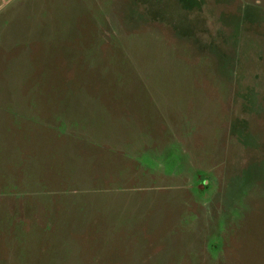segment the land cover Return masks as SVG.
I'll use <instances>...</instances> for the list:
<instances>
[{
  "label": "rangeland",
  "instance_id": "374dc122",
  "mask_svg": "<svg viewBox=\"0 0 264 264\" xmlns=\"http://www.w3.org/2000/svg\"><path fill=\"white\" fill-rule=\"evenodd\" d=\"M47 7L0 66L1 262L264 264V3Z\"/></svg>",
  "mask_w": 264,
  "mask_h": 264
},
{
  "label": "crops",
  "instance_id": "0c3cea01",
  "mask_svg": "<svg viewBox=\"0 0 264 264\" xmlns=\"http://www.w3.org/2000/svg\"><path fill=\"white\" fill-rule=\"evenodd\" d=\"M256 1H258L259 4L264 3V0H256ZM38 2H40L42 5L36 6ZM47 9H48L47 0H38V1L37 0H0V15L5 16L3 20H0V39H1L2 34L4 35V38L7 39V44L4 47H1L0 45V49H1L0 50V66L1 64L3 65L7 63V61L10 58L14 59L13 62L17 61V54H15L12 57H8V55L5 56V54L8 53L9 51L11 52L14 51L16 47H18L23 42V36L19 32V30H17L18 25L24 24V19L22 18V16L25 15L31 18V16L39 15V14L46 12ZM29 17H27L28 20L30 19ZM6 25L9 27V30L7 31V37L5 36V32H4V26ZM1 94H2V91L0 89V96ZM173 124H174L175 129L177 126L180 125V123L177 124V122ZM175 132L177 133V135H179V130L177 131L175 130ZM183 137L185 136L181 133V135H179V138L182 139ZM184 139L185 138H183L182 140ZM15 256L17 257V253ZM1 257L2 255L0 256V258ZM7 258H9V255L7 256ZM5 260L6 259H4V261ZM14 261H17V258ZM3 262H1V259H0V264L1 263L5 264Z\"/></svg>",
  "mask_w": 264,
  "mask_h": 264
}]
</instances>
